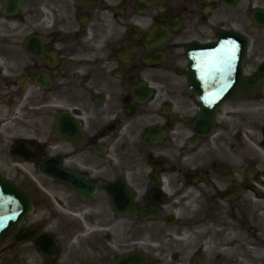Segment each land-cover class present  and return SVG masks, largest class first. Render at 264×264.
<instances>
[{"label":"flooded vegetation","instance_id":"flooded-vegetation-1","mask_svg":"<svg viewBox=\"0 0 264 264\" xmlns=\"http://www.w3.org/2000/svg\"><path fill=\"white\" fill-rule=\"evenodd\" d=\"M236 34L241 74L193 70L187 47ZM258 74L264 0H0V177L32 201L0 264H225L264 194Z\"/></svg>","mask_w":264,"mask_h":264},{"label":"rangeland","instance_id":"rangeland-1","mask_svg":"<svg viewBox=\"0 0 264 264\" xmlns=\"http://www.w3.org/2000/svg\"><path fill=\"white\" fill-rule=\"evenodd\" d=\"M229 13L239 20L238 25L234 24L235 29L247 28L246 13L242 12L240 7L230 10ZM249 200L248 209L241 210L227 220L229 225L224 229V238H232V242L230 246L225 247L230 250L225 264H264V201L255 198ZM219 231L223 232L222 229ZM238 233H241V237L234 238ZM155 247L162 251L169 250L165 244H157ZM209 248L220 251V248L212 243Z\"/></svg>","mask_w":264,"mask_h":264},{"label":"water","instance_id":"water-1","mask_svg":"<svg viewBox=\"0 0 264 264\" xmlns=\"http://www.w3.org/2000/svg\"><path fill=\"white\" fill-rule=\"evenodd\" d=\"M236 0H224L225 4H232ZM227 39L229 37H223ZM236 37H234L235 39ZM239 38L240 45L234 49H224L221 51L216 45L203 46L194 53V58H189V62L195 63L196 69L202 71L206 67H210L215 62L214 55L217 54H229L233 53V56L237 58L238 64L241 63V59L244 57L246 40L243 37ZM217 47V50H216ZM213 55V56H212ZM240 70V67L236 69ZM262 77H259L256 84ZM32 203L31 200L19 190L14 187H8L0 178V244L8 239L11 233L25 220V218L31 213ZM132 263L138 264L140 260H131Z\"/></svg>","mask_w":264,"mask_h":264},{"label":"bare ground","instance_id":"bare-ground-1","mask_svg":"<svg viewBox=\"0 0 264 264\" xmlns=\"http://www.w3.org/2000/svg\"><path fill=\"white\" fill-rule=\"evenodd\" d=\"M240 237H241V233H238V234L236 235V237H234V238H240ZM231 239H232V238L229 239L230 242H232ZM226 242H227V241H224V242H223L225 246H226ZM225 251H226V253H225L224 256L226 257V254L228 253L229 250H225Z\"/></svg>","mask_w":264,"mask_h":264}]
</instances>
